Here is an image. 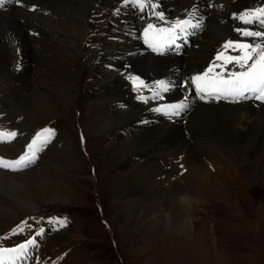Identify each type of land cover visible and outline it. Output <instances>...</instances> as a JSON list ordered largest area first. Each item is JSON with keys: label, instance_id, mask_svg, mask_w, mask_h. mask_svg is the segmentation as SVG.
Instances as JSON below:
<instances>
[{"label": "bare ground", "instance_id": "6f19581e", "mask_svg": "<svg viewBox=\"0 0 264 264\" xmlns=\"http://www.w3.org/2000/svg\"><path fill=\"white\" fill-rule=\"evenodd\" d=\"M16 1L19 2L20 10L14 8L0 14V130L17 133L10 142H0V158L8 160L13 159L8 156V153H12L17 158L24 154L27 150L26 146L32 142L31 135L35 133V130L39 131L34 123L33 114H36L41 105L47 104L48 96L56 98L60 104H68L73 101L71 93L73 88L72 86L68 87V79L74 81L80 77L75 70L78 63L86 57L81 46L88 35V21L92 16L90 10L98 0ZM162 1L174 9L169 15L185 14L196 3V0ZM208 1L211 0H202V2ZM213 1L215 7L208 12L211 14L208 29L193 43V45L196 43L199 46L197 49L187 50L176 61L166 58L127 59L129 56H133L130 54L124 57L126 60L123 63H128L133 67L132 73L139 76L151 78L153 74L159 73L161 76L168 73L167 77L170 80L177 79L173 95H182L183 93H179L182 84L178 78L185 76L184 72H193L207 63L209 55L215 47L224 38L230 36L229 19L231 14L241 11L249 0H237L236 3L234 0ZM101 4L102 7H109L110 12L106 23L109 24L107 32L110 31V34L102 38V43L96 50L90 51L91 55H95V59L93 63L88 65L87 62L86 64L89 67V78L85 88V97L91 103L90 108L95 125L91 131L96 137L106 133L113 126L130 130V135L125 139L111 142L112 144H107L99 139L95 147V157L97 164L100 163L99 166L101 164L127 165V169H124V166L123 173L109 183V188L114 192L113 204H117L114 199L128 197L126 204L129 208H126V219L123 218V222L119 225L116 222L115 227L121 235L132 239L137 235L134 229L138 230L147 224L151 225V236L158 235L162 229L168 226L173 231L169 230L166 237H170L174 250L181 248V253L189 255L191 250L185 248V245L192 241L188 234H192L194 229L190 218L183 213L189 210L191 204L201 202L200 198H195L188 192L192 191L189 188V180H193L192 177L196 178L195 182L200 185L196 190L201 193L210 187L211 194H217L218 198L216 199L227 205L232 199L229 191H239L238 184L241 183L238 181L241 174L237 175L240 172L234 168L231 170L226 168V158H230L232 154L230 148L233 144L238 145L244 157L252 163H257L264 180V107H260L257 111L246 104L236 106L229 104L206 105L197 104V101L191 100L192 104L197 105L184 108L181 114L185 116L194 110L188 122V138L184 134V130L182 131V127L177 124H159L162 120L161 117H159L160 119L155 117L159 126L144 127L146 128L144 131L141 129L131 131L130 127H135V124H146L149 121L148 118H141L140 115L144 111L151 114L149 108H158L160 100L151 101L145 96L147 108L131 105L126 111H117V105L114 107V104L122 99H128L127 92L123 91V89L126 90L125 87L128 84L125 83L126 80L122 78L120 71L126 67H121L119 64L112 73H108L103 68L105 56L101 55L104 50L110 51L109 54L127 53L134 50L136 42L133 32L136 31L135 34L138 36L137 32L139 33L140 28L146 24L147 20L142 21V19L136 18L130 1L102 0ZM92 39L94 40V38ZM19 56H21L20 62H17ZM58 57L59 60H57ZM182 64L186 66L187 70ZM176 65L179 66L178 69L182 70L177 74L174 72L175 69L171 70ZM41 78L43 84L38 83ZM11 79L20 83V88L27 93L26 97H23L24 104L15 96L16 94L14 95L9 81ZM39 87L47 91L48 94L46 96L42 94ZM51 148L47 151L54 153V149ZM147 151L149 152L148 160L152 166L151 170L143 163L144 155L142 154ZM49 152L42 155L43 158L38 163L40 168L45 166L50 169L53 165L52 153ZM78 153V150H75L70 155L76 157ZM194 156H197L196 161L193 160ZM187 164L190 165L187 166ZM223 164H225V168L221 166ZM168 166L171 167L170 170L163 169ZM26 168L18 173L0 169V216L12 215L14 213L12 205L26 213L36 211L38 205L29 197L30 186L35 184L40 187L41 184L38 181H44L46 187L52 183L48 184L47 182L51 180L52 174L36 171L33 168L25 171ZM214 175L224 178L212 181L211 176ZM142 177L149 178L144 181ZM156 177L170 178L167 181V189L157 193L161 185ZM181 180L185 183H181ZM251 181L249 180L250 183ZM142 182H145L147 186L153 182L151 190L155 193L150 194L141 190L142 188L139 186ZM199 197L202 198V194ZM47 200L49 203H67L61 192ZM5 202L13 204L10 206ZM136 211L140 212L138 223H133V225L129 222V216ZM116 219L118 220L117 215L113 221L115 222ZM36 239L37 242L46 239V235L37 234ZM50 239L54 240L56 244L54 249H48L50 247L46 246L37 252L36 246H29V256L24 264L29 261L36 264H71L72 255L66 257L63 253L69 248L71 242L65 238L63 233L55 235V237L51 236ZM23 240L19 244L25 243L29 238L26 237ZM19 244L0 248H11ZM192 245L194 244L191 243L189 246L192 247Z\"/></svg>", "mask_w": 264, "mask_h": 264}, {"label": "rangeland", "instance_id": "374dc122", "mask_svg": "<svg viewBox=\"0 0 264 264\" xmlns=\"http://www.w3.org/2000/svg\"><path fill=\"white\" fill-rule=\"evenodd\" d=\"M99 10L97 6H95V11L94 8L90 10L92 14L94 13V21L92 20L91 23L94 28L102 27V23L100 24L102 16L100 18L96 16L100 15ZM97 22L99 23L97 24ZM97 32H101V29ZM95 37L96 34L92 31L88 41L93 40L92 38H94L93 41H96ZM92 43L94 42L90 44ZM87 46L85 48H88ZM48 55L50 56L51 53ZM59 59L58 57L57 60ZM87 62L89 61H86L85 57L76 66L75 72L80 77L74 81L68 79V87L72 86L73 88L71 91L72 102L60 104L56 98L48 96L47 104L41 105L36 114H33L35 125L44 129H51L54 135L49 138V144L45 146L47 149L38 150L31 168L29 167L25 171L33 168L36 171L50 173L52 178L47 182L48 184L52 183L46 187L44 181H38L41 184L40 187L35 184L30 186L29 197L38 205L34 213H26L17 209L15 205L13 206V203L5 202L7 205H12L14 213L9 216H0V247L13 246L23 242V239L27 237L25 234L28 235V233L34 237L36 230L46 227L45 222L47 220L59 216L61 221L65 222L61 231L65 238L71 242L69 248L66 249L69 251L68 255H72L71 264H264V180L257 163H252L244 157L236 144L230 148L232 154L230 158H226V168L229 170L234 168L239 171L240 173L237 175L241 174V177L238 178L241 183L238 184L240 186L239 191H229L232 199L227 205L216 199L218 198L217 194H211L210 187L201 193L196 190L200 187L199 183L195 182L196 178L192 177L193 180H189V188L192 191L188 192L201 200L199 203L191 204L189 210L183 213L190 218L194 229V233L188 234L192 241L185 245V248L191 250V253H188L190 256L181 253V248L174 250L170 237H166L169 230L173 231L168 226L155 236H151V225L148 224L138 230L134 229L137 233L135 238L129 239L121 235L115 227V223L117 222L119 225L123 222V218L126 219V208H129L126 204L128 197H121L119 200L114 199L117 204H113L114 192L109 188V183L123 173L122 168L125 165L101 164L102 166H99L100 163L97 164L95 157V147L99 139L107 142V144L125 139L130 135V130L129 128L113 126L99 137L92 133L91 130L95 125L92 119L91 103L85 97V88L89 78ZM40 80L38 83L43 84V79ZM9 81L14 95L16 94L15 96L23 103V97H26L27 93L20 88L21 84L16 80L11 79ZM39 88L42 94L45 96L48 94L47 91ZM130 128L131 131H139V129L144 131L146 129L140 126ZM191 141L193 142V140ZM49 148L54 149V153L50 151L53 157V165L50 169L45 166V168H40L38 163L43 158L42 155L49 152L47 151ZM75 150H78L79 153L76 157H72L70 154ZM148 154V151L142 154L144 155L143 163L151 170L152 166L148 160ZM8 156L13 159L17 158L11 156V153H8ZM196 159L197 156H194L193 160L196 161ZM221 166L225 168V164ZM124 169H127V165ZM163 169L170 170L171 167H163ZM21 171L23 170L12 173ZM142 178L144 180L149 177ZM156 178L159 179L161 185L157 193L167 189V181L170 178ZM223 178L211 176L212 181ZM234 178L237 180L236 177ZM249 180H252L251 183ZM178 181L174 182L180 183ZM181 183L185 182L181 180ZM152 186L153 182L149 186L142 182L139 187L142 188L141 190L153 194L155 192L151 190ZM58 192H61L66 198L67 203L48 202L47 199ZM200 194H202V198L199 197ZM139 213V211L132 213L129 216V222L137 224ZM115 215L118 216V220L116 219L114 222ZM21 228L23 231H20ZM5 237L7 238L5 239ZM43 240L45 239H41V242ZM37 243L35 245L37 252L46 246L50 247L48 249H54L56 245L51 239L46 240V242L43 241L42 244ZM191 243L194 244L192 247H190ZM42 245L44 247L40 248Z\"/></svg>", "mask_w": 264, "mask_h": 264}, {"label": "snow or ice", "instance_id": "6c2138e0", "mask_svg": "<svg viewBox=\"0 0 264 264\" xmlns=\"http://www.w3.org/2000/svg\"><path fill=\"white\" fill-rule=\"evenodd\" d=\"M3 0H0L2 4ZM141 10L146 5L142 0H132ZM156 5H152L155 7ZM159 19H163L160 15ZM236 19L242 21L244 24H251L254 27H259L261 30H253V28H239L237 32L241 37L256 38L253 40H241L237 42L228 41L224 44L223 50L217 54L216 60H221L223 57L224 64L217 65L213 62L206 72L202 75H196L191 78V83L194 85L196 94L201 99H225L232 103H238L240 100L255 99L264 101V8H258L254 11L245 12L236 17ZM187 27H199L198 24H192L190 20L176 21L171 28L159 29L161 34L160 39L167 42H174L175 30L179 29L181 32ZM153 25L148 24L145 29V36L148 35V30L152 29ZM153 50H159L152 44ZM232 48L233 51L239 52V55H224V51ZM227 64H232L231 69H226ZM220 68V72H216V68ZM211 74V75H210ZM133 83L137 82V78H131ZM142 84L143 82L140 81ZM187 87V85H185ZM157 87L167 90V85L160 82ZM186 107L181 102L178 104L167 105L166 109L173 115H178L179 112ZM165 109H156V111H162ZM17 133L12 131L0 130V142H10L16 137ZM54 135L51 129H44L36 135L32 142L26 146L27 150L24 154L20 155L14 160H8L0 158V168L18 171L28 167L34 163L36 153L40 148L45 145L49 138ZM53 221H49L52 223ZM61 226H64V221H56ZM23 231V228L20 229ZM41 230L39 234H42ZM16 234L15 232L13 233ZM7 237H5L6 239ZM35 239H29L25 243H21L15 247H3L0 248V264H24V261L29 256V246L35 247Z\"/></svg>", "mask_w": 264, "mask_h": 264}]
</instances>
